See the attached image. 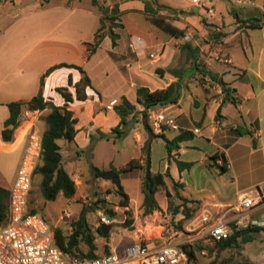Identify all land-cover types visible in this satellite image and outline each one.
Segmentation results:
<instances>
[{"label":"crops","instance_id":"obj_1","mask_svg":"<svg viewBox=\"0 0 264 264\" xmlns=\"http://www.w3.org/2000/svg\"><path fill=\"white\" fill-rule=\"evenodd\" d=\"M99 1L104 3L105 0ZM222 1L225 2L226 9L223 13L218 14L213 9L217 0H208V5L204 4L203 12L198 13V29L208 33L206 25H212L224 35L218 36L219 32L214 34L215 38H222L220 47L212 49L209 56L202 55L204 72L196 71L192 78H186L183 74L185 70L192 69V59L189 67L180 72L179 39L147 18L144 13L145 4L139 9L131 8L132 11L128 9L130 12L128 23L124 22L118 30L113 28L117 34L115 45L112 37L106 34L93 54L90 53L88 46L95 41L96 32L100 27L101 13L92 4V0H51L45 6H42L43 0H39L40 6L31 9L24 19L1 30L0 151L7 152L9 157L0 162V186L8 190L11 188L23 156L27 132L35 127L43 136L47 129L45 117L50 113L49 109L26 111L30 119L22 121L15 131L13 141L7 142L2 137L4 123L10 115L7 104L14 101H29L36 96L40 90L42 76L52 66L60 63L81 66L84 70L86 68L85 71L91 79L92 85L86 89L88 99L85 101L75 99L69 105L78 118L76 125L78 133L75 142L70 143L76 148L75 151L73 150L75 154L78 150L86 152L92 144L91 139L93 138L94 141L98 138L99 131L110 133L120 124L121 118L115 112L114 106L121 102L122 97L128 98V96L124 95L118 84L115 90L116 97L105 100L102 87L96 85L95 78L88 68L93 62L98 61L97 65L103 67L102 72L107 73L106 62L109 60L120 81L126 80L127 76L133 80L130 86L135 92L138 87H147L153 91L166 88L172 83H179L180 100L164 108L169 115L176 118L180 130L174 132L167 130L160 135L172 140L182 131L194 133L193 139L181 142L176 147L171 146V152H167L159 171L153 168L152 143L159 140L157 136L160 135L155 136L146 131H141V134L136 133L140 141L139 155L133 159H141L144 162V147L147 146L146 148L150 149L152 172L164 173L169 167L170 180L185 185L184 191L180 192L182 197L188 195L189 199L198 201L203 200V197H195V194L206 193L205 202L215 210L204 209L203 213L205 210L215 212L218 208L235 206L245 193H255L258 188L264 190V29H248L239 22V20L245 21L262 16L264 0L258 5L255 0H246L245 3L250 4L251 7L245 8L244 18L233 14L236 10V1L231 7L227 0ZM120 2L117 0L115 4ZM168 7L177 12L184 11V16H179L190 25L191 13L187 9ZM135 10H138V14L131 13ZM3 20V16L0 15V25ZM109 30L110 27L105 28L103 34ZM213 41L211 40L210 44ZM131 44H134L135 50L130 47ZM105 46L111 48L108 51L109 55L102 52ZM190 46L194 48L191 44ZM221 52L222 57L219 59L218 54ZM152 53H159L160 59L154 62L150 58ZM155 69H161L162 73H154ZM174 69L179 70L178 76L168 73L169 70ZM209 71L220 81L212 79L208 74ZM70 77L73 86H69ZM82 77L80 71L74 68L63 67L54 70L45 78L44 97L51 99L57 106H63L65 100L56 89L69 87L75 95L74 85L80 82ZM223 83L234 90L230 96L237 99V104L226 97L221 86ZM135 96L136 102L128 99L137 106L138 110H142L143 107L137 103V94ZM218 112H220L219 117H217ZM42 117L44 119H41ZM136 120L138 126L143 125V116ZM217 121H222L224 125L216 126ZM169 132L172 134L168 138ZM215 153H224L230 163V170L222 176L223 180L226 179L224 185L229 190V194L222 197V200L216 196L215 191L219 189L217 186L207 188L201 185L202 176L200 181L192 182L186 177V173L191 175L202 172L203 174L205 169L208 170L206 161ZM177 161L192 162L194 165L180 171ZM110 162V166L114 165V160ZM198 167L200 170L196 172ZM65 168L71 174V170L67 166ZM131 174L142 176L143 171L138 169ZM246 187L250 190L244 191ZM169 190L171 191L170 188ZM210 190L211 194L208 195ZM169 203L168 199L167 206ZM263 214L264 206L252 213L254 217Z\"/></svg>","mask_w":264,"mask_h":264},{"label":"rangeland","instance_id":"obj_2","mask_svg":"<svg viewBox=\"0 0 264 264\" xmlns=\"http://www.w3.org/2000/svg\"><path fill=\"white\" fill-rule=\"evenodd\" d=\"M120 1L121 2L118 5L115 4L117 1L113 0H105L103 3L109 7L110 15L115 18L114 20L109 18L105 19L104 24L106 29H109L110 27L118 30L123 26L124 22L128 23L127 19L130 16L128 9H139L145 4V0ZM234 2L235 0H227L230 7L235 4ZM245 2L237 4L236 10H234L233 14L237 12L240 18L246 17V15H244V10L251 6L250 4L247 5ZM159 3L166 4L175 9L185 8L191 13L189 15L191 27L182 19V22L188 27L186 30V34L188 35L179 39L178 43L181 46L180 72L185 70L191 64L190 51L183 47L185 43H190L198 50L197 56L201 68L204 70L205 65L202 63V55L209 56L212 49L220 47V42L222 40V38H215L214 34L219 31L215 30L212 25H206V28L209 30L208 33H205L203 29H198V13L203 12L205 6L208 5V0H199L196 1V3L194 0H159ZM255 3L258 5L262 3V0H255ZM224 4V1L217 0L213 9L218 14L223 13V11L226 10ZM35 6H40L39 0L0 1V15L3 16L4 19L1 22L0 31L4 30L5 27H8V25H11L12 23L20 22V20L24 19V17L28 15L31 9ZM113 8L118 10L117 13H112L114 10ZM122 9H125L126 11H122ZM131 13L138 14V10ZM173 13L168 9H162L160 11L161 16L164 17L172 16ZM176 13L179 14L178 12ZM180 15L184 16L183 14ZM101 16L103 15L101 14ZM122 16L125 18H122ZM261 17L262 16L259 18ZM211 40H214V44H210ZM110 49L111 48L105 46L102 51L103 54L109 55L108 51ZM218 57L219 59L222 57V52L218 54ZM97 63L98 61L93 62L88 68L95 78L96 85L102 87L104 99L107 100L116 97L115 90L116 87H118L117 85L120 84L119 88H122L121 90L124 92V95H127L129 99L136 102L135 89L130 86L131 83H133V80L127 76L126 80L123 82L120 81L118 74H116L113 66L110 65L109 60L106 62L108 68L107 73H103V67H99ZM196 71L197 67L194 65L192 66V69L185 70L183 74L186 78H192L197 73ZM154 73L160 74L157 69L154 70ZM168 73L173 75L171 70H169ZM26 111L27 110H24L22 113L21 122L30 119L26 114ZM137 118L141 119V116L139 114L134 118L129 116L130 123L123 127V130L128 133L127 136H124L123 138H114V135H112L113 138L106 140L101 139L98 133V138H95L86 152L78 150V153L75 154L73 150L75 151L76 148H74L73 145H70V143L65 140L59 141L62 146L64 166H67L71 170L70 175L77 186V193L73 198L66 199L60 194L56 201H46L41 193V176L36 174L33 178V186L29 202L30 210H36L53 228H60L65 234L69 235L73 231L71 227L72 221L79 217V214L84 207L87 208V221L91 232L96 236L95 244L98 247L96 251L98 254H102L112 248L121 252L123 248L136 242L147 243L151 246H161L168 243H178L179 245L186 244L187 240H191L202 231L203 228L200 223V217L203 214L204 209H213L205 202L207 201V198H205L207 197L206 193L195 194V197H203V200L198 201L191 200L188 198L189 196L186 195L185 198L189 201L184 204L182 198L177 194V192L180 193L184 191V189L179 187L174 188V184L170 180V177H167V186L162 187L161 191L156 195L158 202L164 207V209L155 211L152 215L144 217L142 208L143 174L142 176L129 174L124 175L122 178L123 186L131 197L130 205L127 208L120 205V199L114 191L115 186L111 182L94 178L91 171V165L107 169L110 166V161L114 160V165L122 167L131 159L138 157L140 141L135 134H141L143 131H146L148 134L153 132H150L143 122L142 126H138ZM41 119L44 118L42 117ZM170 131L174 132L173 130ZM172 132L167 133V137L170 136ZM158 138L160 139L152 143L154 155L153 168L156 171L160 170L159 167L168 152L165 139L162 137ZM7 157H9L7 152L0 151V162L4 161ZM198 170H200V167L196 169V172ZM196 174L192 173L189 175V173H186V177L192 182L200 181V177L202 176L203 182L201 185H204L207 188L217 186L219 189H217L215 193L219 200H222V197L229 194V190H227L224 185L226 179L223 180L222 176H217L209 169H205L203 174L202 172ZM169 188L171 189L172 197L169 198L170 203L169 206H167L168 198L166 197L165 190H169ZM249 190L250 188L248 187L244 188V191ZM210 194L211 190L210 192L208 191V195ZM100 200H105V203L100 202ZM107 208L112 209L117 213L115 216L116 221L113 223L109 240L101 238L96 232L97 227L102 224L101 214L107 215L105 212V209ZM229 208L230 207L218 208V211L216 210L215 212L228 211ZM65 209L72 214L71 218H61L62 212ZM229 214H233V211H230ZM252 234L254 236L252 242L243 244L241 248L234 247L224 251H219L215 247V244L207 239L194 240L192 243H194L197 259L192 262V264H209L213 261L219 264H264V231H254ZM81 248L85 252L89 249L88 246L83 243L81 244Z\"/></svg>","mask_w":264,"mask_h":264},{"label":"trees","instance_id":"obj_3","mask_svg":"<svg viewBox=\"0 0 264 264\" xmlns=\"http://www.w3.org/2000/svg\"><path fill=\"white\" fill-rule=\"evenodd\" d=\"M4 1V0H0ZM51 0H43L42 6H45L50 3ZM117 1V0H113ZM92 4L97 7L100 13L103 15L100 17V27L96 32L95 41L93 44L88 46V49L91 54L100 46L104 35L108 34L112 37L113 44L116 43V36L113 28L103 34L105 29L104 21L106 18L114 20L115 18L111 16L109 12V7L105 4L100 3L99 0H92ZM118 5V3H116ZM112 13H117V9L113 8ZM162 9H168L173 14L169 17L161 16L160 11ZM172 8L160 4L159 0H145L144 13L147 18H149L155 25L163 29L164 31L171 34L176 39H181L186 35L187 25L182 22L180 19V14H183L184 11L178 12ZM237 17L238 14L234 13ZM245 28L248 29H264V10L262 17L252 18L245 21L239 20ZM224 35L223 33H218V36ZM184 48L190 51V58L192 59L193 66L197 67V71L204 72L201 68V64L198 61V50L192 48L190 44L185 43ZM74 68L80 71L83 75L80 82L74 85L75 95L71 92L69 87H58L56 91L64 98L65 104L63 106H57L51 99H46L43 94L45 78L50 75L54 70L59 68ZM159 73H162L161 69H157ZM171 73L175 76L179 75V70H171ZM208 74L217 81L220 79L217 78L212 72ZM91 79L86 73V71L81 66L68 63H60L52 66L47 72L42 76L40 81V90L36 96H34L29 101H14L8 103L10 110V115L4 123V129L2 131V137L4 141L10 142L14 139V134L16 129L20 126L21 116L24 110L27 111H44L49 109L50 113L45 117V122L47 129L44 131L42 136V146L43 151L40 158V162L35 170L34 176L36 174L41 176V193L43 198L46 201H56L60 194L63 195L66 199L73 198L77 193V186L74 179L71 177L69 172L64 166V157L62 154V147L59 143L60 140H65L68 143L75 142L76 135L78 130L76 125L78 124V118L75 116L74 112L69 108L70 103H73L75 99L80 101H85L88 99L86 93L87 87H91ZM69 86H73L72 78L69 79ZM222 89L226 97L231 100L234 104H237V99L232 94L233 89L228 88L226 83H223ZM137 94V103L143 107L142 110H138L137 106L129 101L127 97H122V100L119 104L114 106L115 112L120 116L121 121L118 126L113 128L110 133H104L99 131V137L101 139L110 140L112 135L114 138H123L127 136L123 130L124 126H127L130 123L129 116L132 118L136 117L137 114L143 116V122L145 127L152 132L150 125L148 123L149 114L148 111L156 109L159 107H166L178 103L181 97V88L179 83H172L166 88H160L155 90H150L147 87H138L136 90ZM220 116L218 112L217 117ZM157 136V135H155ZM157 137H162L166 141V147L168 152H171V146H177L179 143L191 140L194 138V133L191 131H182L180 134L175 136L172 140L165 138L164 135ZM93 142V138L91 139ZM144 147V162L141 159H132L124 167L117 168L114 165H111L107 169L99 168L95 165H91V171L94 178L98 180L111 182L115 186V194L120 199V205L122 207H129L131 197L125 190L123 186L122 178L124 175H129L132 172L140 169L143 171V216L152 215L155 211H160L164 209L157 200V193L161 191L162 187L167 186L166 178H171L170 168L163 172H152L151 170V160H150V149L148 150ZM221 161V162H219ZM180 171L191 168L194 163L192 162H182L177 161ZM207 168L211 170L217 176H224L230 170V163L227 156L224 153H215L206 161ZM174 188H184L183 183L174 182ZM166 197L169 199L172 197L170 190H165ZM177 194L182 198L183 203L188 202L189 200L185 197H182L180 193ZM9 199L10 191L6 188L0 186V226L5 225L7 222V214L9 209ZM100 202L105 203V200H100ZM33 213H38L36 210H32ZM105 212L108 217L115 218L117 213L112 209H105ZM88 209L83 208L79 214V217L72 221L71 227L73 231L71 234L67 235L60 228H54V235L57 241L58 246L68 255L77 256L82 259H93L98 258L103 255L109 254L111 249L108 251L98 254L96 253L98 247L95 244L96 236L91 232L87 221ZM113 224L106 225L104 223L100 224L96 232L97 234L106 240H109L111 236V230ZM264 231V228H253L250 227L243 231L235 232V234L228 240H224L215 244V247L219 251H224L230 248H241L243 244L250 243L254 240L253 232ZM88 246V251H84L81 248V244ZM180 248L185 252L194 262L197 259L196 250L194 248V243L188 242L186 244H181ZM209 264H219L215 261Z\"/></svg>","mask_w":264,"mask_h":264},{"label":"built area","instance_id":"obj_4","mask_svg":"<svg viewBox=\"0 0 264 264\" xmlns=\"http://www.w3.org/2000/svg\"><path fill=\"white\" fill-rule=\"evenodd\" d=\"M235 1L242 4L246 0ZM130 47L135 50L134 44ZM150 58L156 62L160 59V54L152 53ZM149 125L157 135L167 130H180L176 118L169 115L164 107L149 112ZM222 125V121L216 122V126ZM42 151V134L32 127L26 134L23 156L9 189L7 222L0 226V264H192L190 257L181 250L178 243L151 246L136 242L126 246L121 252L112 248L109 254L93 259L66 254L57 244L54 228L41 214L33 213L29 208L34 173ZM263 206L264 190L258 188L255 193H245L228 211H205L200 217L202 231L187 240V243L207 239L217 244L230 239L235 232L250 227L264 228V214L260 217L252 215ZM230 211H233V214H229ZM71 216L65 209L61 218ZM101 221L110 225L116 219L101 214Z\"/></svg>","mask_w":264,"mask_h":264}]
</instances>
